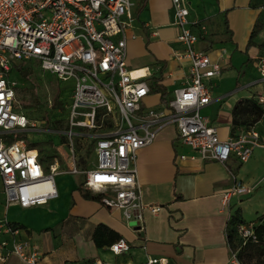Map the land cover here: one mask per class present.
I'll use <instances>...</instances> for the list:
<instances>
[{"label":"built area","instance_id":"built-area-1","mask_svg":"<svg viewBox=\"0 0 264 264\" xmlns=\"http://www.w3.org/2000/svg\"><path fill=\"white\" fill-rule=\"evenodd\" d=\"M170 1L171 23L178 29L176 41L181 46L172 54L187 61L188 72L172 98L162 108H154L142 105L151 91L146 81L148 67L132 69L127 63V42L134 36L129 33L135 19L134 0H0V188L7 206L28 208L56 198L55 176L65 164L54 155L45 166L38 149L28 145L23 133L57 135L72 153L73 137L87 139L96 154L95 166L80 170L72 156L69 168L63 171L83 174L86 189L101 194L99 200L105 206L119 208L125 218L137 220L140 229L143 210L158 213L160 205L142 202L137 151L152 143L164 126L173 125L177 141L203 161L226 163L234 156L243 163L254 148L264 145L259 142L262 135L252 126L239 127L221 139L216 126L200 113L211 100L207 81L220 75L222 66L206 50L196 48L207 27L189 20L188 1ZM21 61H33L58 81L71 80L68 91L58 86L63 101L62 130H55L50 122L44 123L48 128L39 127L25 114L16 97L18 79L8 74ZM255 68L261 88L253 98L261 108L259 121L264 125V56L257 57ZM66 92L69 94L63 98ZM246 191L244 183L235 179L223 193L222 204L228 205L229 197ZM256 224H236L241 246L258 241ZM18 233L17 227L0 218V262L16 254L36 264L40 256L37 246L19 240ZM129 248L123 237L108 247L113 254ZM229 248L226 264H247L237 248ZM166 263L163 257L146 260V264ZM93 264L101 263L95 260Z\"/></svg>","mask_w":264,"mask_h":264},{"label":"crops","instance_id":"crops-1","mask_svg":"<svg viewBox=\"0 0 264 264\" xmlns=\"http://www.w3.org/2000/svg\"><path fill=\"white\" fill-rule=\"evenodd\" d=\"M187 1L189 20L207 27L196 48L206 50L222 66L220 75L207 81L211 100L200 113L216 126L219 137L226 139L232 131L245 127L234 125V105L253 98L261 88L254 59L263 51L264 0ZM134 2L135 19L129 29L134 36L127 42V63L132 69L148 67L146 81L151 91L142 105L162 108L173 90L184 85L188 63L172 54L181 46L176 41L178 29L171 23V1ZM257 21L262 28L254 44L247 46ZM191 29L199 33L197 26ZM176 136L173 125L164 126L152 143L137 151L142 202L160 205L158 213L143 210L142 229L137 220L125 218L121 209L85 198L83 193L89 190L82 185L83 174L77 180L70 174L59 176L62 172L55 176L57 197L44 205L7 206L0 188V218L19 229V240L37 246L40 256L36 264H93L95 260L101 264H146L148 257H163L166 264H226L231 245L226 232L232 214L237 212L244 223L264 217V145L254 148L243 163L234 156L220 163L194 157ZM181 154L185 157L180 158ZM258 169L261 174L256 176ZM235 179L248 191L232 195L224 206L223 193ZM119 237L125 238L130 248L113 254L108 247ZM0 264L30 263L9 254Z\"/></svg>","mask_w":264,"mask_h":264},{"label":"rangeland","instance_id":"rangeland-1","mask_svg":"<svg viewBox=\"0 0 264 264\" xmlns=\"http://www.w3.org/2000/svg\"><path fill=\"white\" fill-rule=\"evenodd\" d=\"M259 56H264V51L260 52ZM254 60H257L255 58ZM25 69L29 71V76L27 78H23L18 75L16 69L9 71V76L11 79H18L20 88L17 89L16 97L19 100L21 107H23L24 112L31 120H36V124L38 123L39 127H47L51 120L55 121L54 129L60 131L63 129V125L61 124L62 119L60 118L63 113L62 110L52 105V102L56 99V95L58 93V86L64 90H69L67 86L71 83L70 79L60 80L58 81L55 76L48 72L42 71L37 64L33 61L23 62ZM58 85V86H57ZM69 94V93H68ZM67 92L63 93V98L68 96ZM59 96V95H58ZM247 115L239 113L236 116L237 125L242 124L245 127H248L251 122L255 119V114ZM256 130L262 135V138L259 140L260 143L264 144V128L258 123H254ZM48 128V127H47ZM24 136L28 139V145L36 147L40 150L41 154L49 155L55 151V155L60 158L62 163H65L61 166V172L59 176H64L67 174L73 175L77 180H79L82 175L80 173H71V172H63V170H67L70 165V159L74 156L75 161L77 163L78 169H89L94 167L97 161L95 152L91 149V145L88 140H78L77 137H73L75 149L73 153L67 148V146L59 141L57 135L49 136L46 133L40 131L29 132L28 134L23 133ZM51 138V139H50ZM48 139L55 143L54 148H50L48 144ZM259 169L254 172V174L259 173ZM259 173L256 176H259ZM44 205V204H43ZM237 234V233H236ZM240 238L238 235H235V248L239 250L240 257L247 264H262L264 258V250L261 249L260 246L252 245L248 243L246 246H241ZM252 245V246H248ZM243 247V248H242ZM246 247V248H244Z\"/></svg>","mask_w":264,"mask_h":264},{"label":"trees","instance_id":"trees-1","mask_svg":"<svg viewBox=\"0 0 264 264\" xmlns=\"http://www.w3.org/2000/svg\"><path fill=\"white\" fill-rule=\"evenodd\" d=\"M261 28H262V24L259 21H257L256 24L254 25V28L251 31L247 46H250V45L254 44L253 39H254L255 35L257 34V32ZM260 47L264 51V40L262 41V43H260ZM25 67L26 66H24L23 61L18 63V66L15 67L18 75H20L23 78H27L29 76V71H27L25 69ZM58 95L60 96L59 87H58V93L56 95V99L54 100V102H52V105L57 106L60 109H63V107H62L63 101L61 99H59ZM233 112L235 113L234 117H233L234 125H236V126H241L242 125V124L237 125L238 122L236 121V116L239 113L247 115L246 117H248L250 114H255V119L251 122V124L254 125L255 122L259 121V118H260V115H261V108L257 104V102L255 101V99L250 98V99H245V100L238 101L233 107ZM60 118L63 120L62 117H60ZM50 123L53 125L55 123V121L51 120ZM61 124H62V121H61ZM243 126H245V125H243ZM232 132H234V131H232ZM49 136H52V135H49ZM53 138H55V137H53ZM57 138L59 139V141H61V139L59 137H57ZM50 139H48L49 140L48 141L49 147L50 148H54L55 143L53 142V140L51 141ZM31 147H33V146H31ZM52 152L53 153H50L49 155H47V154L43 155V154H41L40 150H38L39 159L44 163L45 166H47V164L50 162V160L56 154L55 151H52ZM83 196L85 198H90V199H92V198L99 199L101 194H94V193H91L90 191L85 190V192L83 193ZM241 221L242 220L239 218L237 212L232 214V218L230 219V224H229L227 232H226V237H227L228 243L231 244L233 247H235L234 246L235 243H236L235 235H237L236 234L235 225L238 222H241ZM255 229H256V232L258 234V241L257 242H250V244L256 245V246L258 245V246L261 247V249L264 250V217L260 218V220L257 222V224L255 226ZM94 237H95V234H94ZM238 242H239V240H238ZM252 245H248V246H252ZM244 248H246V247H244ZM262 264H264V258H263Z\"/></svg>","mask_w":264,"mask_h":264}]
</instances>
